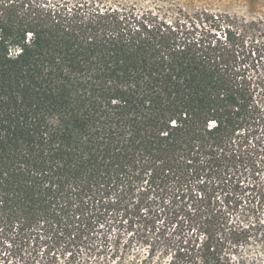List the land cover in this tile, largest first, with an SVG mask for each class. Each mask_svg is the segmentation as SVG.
Wrapping results in <instances>:
<instances>
[{
    "label": "trees",
    "instance_id": "16d2710c",
    "mask_svg": "<svg viewBox=\"0 0 264 264\" xmlns=\"http://www.w3.org/2000/svg\"><path fill=\"white\" fill-rule=\"evenodd\" d=\"M165 1L0 0V264H262L264 21Z\"/></svg>",
    "mask_w": 264,
    "mask_h": 264
},
{
    "label": "rangeland",
    "instance_id": "374dc122",
    "mask_svg": "<svg viewBox=\"0 0 264 264\" xmlns=\"http://www.w3.org/2000/svg\"><path fill=\"white\" fill-rule=\"evenodd\" d=\"M118 1H132L141 3L145 6L157 2V0H118ZM165 3H171L175 5H179L181 7L190 9H206L215 13H229L232 15L239 16L241 18L245 19H257V20H263L264 21V0H166ZM264 66V65H263ZM263 66L258 70L256 73L257 75L264 76V68ZM254 73V75H256ZM246 198V197H245ZM175 230V226L167 225L166 231L168 233H172ZM117 228L111 229V233L115 234L117 233ZM176 232L183 231L185 235H191L193 231L188 227H177L175 230ZM121 232H123V236L121 239V245L124 244H130L132 245L133 249H144L148 250L149 245H146L144 243H141L142 240L139 238V236L136 234L138 232L137 228L128 229L124 227ZM154 246L158 250L157 254L155 255V258L153 260V263L155 264H162L166 263L169 258V254L167 256H159V250H162V248H169L173 247L172 244H169L167 242L159 241L154 242ZM244 254L248 258V261H252L255 258H258L261 260V263L264 264V252L260 249H258L255 245L251 246L249 249L244 250ZM125 264V263H124ZM127 264V262H126Z\"/></svg>",
    "mask_w": 264,
    "mask_h": 264
}]
</instances>
